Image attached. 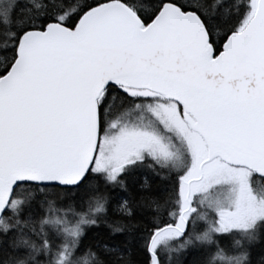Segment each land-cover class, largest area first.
Returning <instances> with one entry per match:
<instances>
[{"label":"snow or ice","instance_id":"obj_1","mask_svg":"<svg viewBox=\"0 0 264 264\" xmlns=\"http://www.w3.org/2000/svg\"><path fill=\"white\" fill-rule=\"evenodd\" d=\"M0 264H264V0H0Z\"/></svg>","mask_w":264,"mask_h":264}]
</instances>
